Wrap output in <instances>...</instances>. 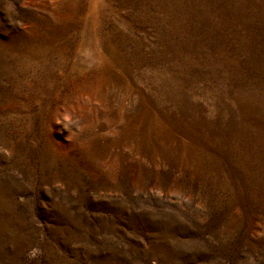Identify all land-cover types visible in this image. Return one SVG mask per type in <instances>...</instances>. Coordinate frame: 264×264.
Masks as SVG:
<instances>
[{
  "label": "rangeland",
  "instance_id": "obj_1",
  "mask_svg": "<svg viewBox=\"0 0 264 264\" xmlns=\"http://www.w3.org/2000/svg\"><path fill=\"white\" fill-rule=\"evenodd\" d=\"M0 264H264V0H0Z\"/></svg>",
  "mask_w": 264,
  "mask_h": 264
}]
</instances>
